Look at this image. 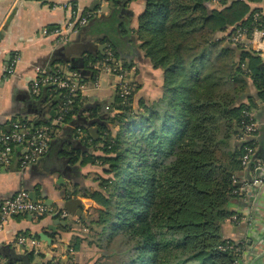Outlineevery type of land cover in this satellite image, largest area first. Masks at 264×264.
<instances>
[{
	"label": "trees",
	"instance_id": "trees-1",
	"mask_svg": "<svg viewBox=\"0 0 264 264\" xmlns=\"http://www.w3.org/2000/svg\"><path fill=\"white\" fill-rule=\"evenodd\" d=\"M107 1L112 7L115 0ZM205 1L144 0L135 27L119 23V36L102 40L119 58L120 42L132 40L135 53L161 69L163 95L154 105L140 101L136 110L134 93L126 101L115 93L105 106L85 103L77 92L66 103L67 90L52 84L36 95L46 92L54 116L60 107L67 110L54 127L73 126L83 145L99 150L83 160L101 165L105 175L93 178L99 189L89 195L100 208H92L97 217L86 235L96 233L95 245L109 258L101 264H244L249 240L236 243L223 229L233 215L228 204L248 194L233 192L241 175L260 172L241 166L245 147L255 146V157L264 163V131L260 142L241 130L244 112L256 107V99L264 103V62L259 66L260 56L250 46L226 36L238 26L247 36L254 27L264 29V5L232 1L217 8ZM47 74L61 72L49 66ZM95 77L91 70V80ZM89 125L97 127V139L89 135ZM74 239L76 248L83 238Z\"/></svg>",
	"mask_w": 264,
	"mask_h": 264
},
{
	"label": "crops",
	"instance_id": "crops-1",
	"mask_svg": "<svg viewBox=\"0 0 264 264\" xmlns=\"http://www.w3.org/2000/svg\"><path fill=\"white\" fill-rule=\"evenodd\" d=\"M261 1L264 5V0ZM64 2L91 12L92 17L86 25L72 31L66 42L56 44V36L42 30L50 32L65 23L69 7ZM143 8L144 0L125 3L115 0L112 7L110 1L100 0H0V129H7L13 118L34 124L54 122L53 109L44 98L46 92L36 97L28 88L39 68L47 71L53 66L65 76L75 74L73 77L80 82L78 92L85 98V103L111 105L115 78L108 73L96 72L95 79L91 80L92 69L88 63L84 66V61L103 53L107 44L102 41L105 36H119V23L135 27ZM126 42V39L120 42V57L125 62L132 61L135 66V80L139 84L137 93L146 99H160L163 95L161 69L149 66L146 57L135 53V49L138 51L136 42ZM11 65L12 72L7 73L6 69ZM249 92L250 95L255 93L252 84ZM255 101L256 107L252 111L258 136L264 131V103L260 99ZM72 128H57L47 151L36 163L19 168L21 150L17 149L10 165L0 169V205L17 190L31 188L37 200L50 199L54 214L58 213L56 217L54 214L45 215L41 219L28 214L11 217L0 230V258L5 263L25 264L24 258L33 264H47L49 261L91 264L94 261H88L91 259L88 257L79 263L78 259L85 244L84 237L90 232L87 226L94 218L92 208H100L89 195L90 191L99 189L97 180L91 177L93 173L105 175L101 165L83 160L89 153L98 154L99 150L83 145L79 140L80 130L77 133ZM240 140L234 138L233 142L239 144ZM246 175L248 173H243L241 178ZM228 208L239 218L226 220L225 234L236 242L249 240L243 254L245 264H264V255L259 256L264 252V180L250 189L243 199L230 202ZM62 209L67 211V216L60 215ZM38 232L47 234L51 240H42ZM18 235H30L38 245L18 246L14 242ZM75 236L83 239L73 248Z\"/></svg>",
	"mask_w": 264,
	"mask_h": 264
},
{
	"label": "built area",
	"instance_id": "built-area-1",
	"mask_svg": "<svg viewBox=\"0 0 264 264\" xmlns=\"http://www.w3.org/2000/svg\"><path fill=\"white\" fill-rule=\"evenodd\" d=\"M232 1H242L245 3L253 2L252 0H206L204 4L207 7H216L222 3H230ZM64 4L69 7V15L65 23L61 27H56L50 32L46 31V29L42 30L43 33H49L56 36V44L66 42L72 31L86 25L92 17V13L89 11H82L78 7L69 6L66 2H64ZM246 32L245 27L238 26L227 33L226 40L231 43H243V45L250 46V48L255 51L262 60H264V29L262 27H254L248 36ZM88 67L96 72L102 70L103 72L113 73L118 80V83L115 85V92L123 101H126L128 96L132 94L135 86V66L133 64L126 66L124 60L115 55L114 49L110 44L107 43L104 46L101 56L88 61ZM6 71L7 73L12 72V65L7 68ZM57 71H59V69ZM73 76H75V74L72 76H65L62 73L49 75L44 68H39L36 77L29 81L28 88L32 95H38L41 90L40 87L45 84H52L54 86L53 89L65 88L68 94L65 102L69 103L72 101L70 97L76 95L79 90L78 82ZM66 111L67 110L64 109V107H60L56 112L57 115L54 116V122L50 124L45 123L35 125L29 120L20 118L11 119L8 122L7 129H0V169L6 168L10 165L17 149L21 150L18 159L19 168H24L36 163L47 151L51 139L57 132V127H54V125L60 126L62 116ZM244 115L246 116V120L241 129L243 136H256V134H258V126L252 109L245 111ZM239 138L241 139L242 137L240 136ZM255 149V146L245 147L240 163L243 169L249 168L253 165V168L260 169V172L258 175L254 176L249 169L248 175L252 177L251 181L242 179L239 187L233 189L234 193L244 192L246 194L250 189L260 185L264 180V163L254 156ZM54 211L55 209L51 205H48L41 200H32L28 196V191L21 188L1 203L0 230L3 229L5 223L14 215L31 214L32 217H36ZM67 214L66 210H60V215L62 217L67 216ZM231 218L236 220V215H232ZM14 242L16 245L22 247L38 245V241L30 235H18ZM0 264L7 263L0 258Z\"/></svg>",
	"mask_w": 264,
	"mask_h": 264
},
{
	"label": "rangeland",
	"instance_id": "rangeland-1",
	"mask_svg": "<svg viewBox=\"0 0 264 264\" xmlns=\"http://www.w3.org/2000/svg\"><path fill=\"white\" fill-rule=\"evenodd\" d=\"M103 2H105V1H103ZM225 5V3H222L221 5H219V6H217V8H220V7H223ZM133 27V26H132ZM137 39V38H136ZM137 42L139 43V41H138V39H137ZM148 59V58H147ZM149 60V59H148ZM149 66H151V67H153V65L151 64V62L149 61ZM153 68H156V67H153ZM92 69V68H91ZM93 70V69H92ZM95 71V70H94ZM97 73H99V74H101V73H107V72H103L102 70H98V72ZM108 74L109 75H111L112 77H114L115 78V81H114V90H115V85H116V83H118V80L116 79V77H115V75L113 74V73H111V72H108ZM134 90L132 91V93H134V95H133V99H132V101H133V105H134V107H135V109L137 110V107H142V105L140 104V101H142V103L143 104H145V105H147V106H152V105H154L156 102H158L159 101V98L158 99H154L153 97H150V98H144V97H142L139 93H137V89L139 88V86H138V88H137V85H139L138 83H137V81L134 79ZM77 82H78V80H77ZM80 82H78V86L80 85L79 84ZM79 88H80V86H79ZM116 93V92H115ZM96 175L97 174H94L93 173V175H92V179L94 178V177H96ZM94 180V179H93ZM91 192V191H90ZM94 218H96L97 216H96V214H94L93 213V215H92ZM86 228V227H85ZM84 229V228H83ZM87 229V228H86ZM95 231H98L99 229L97 228V227H95ZM84 231V230H83ZM87 233H89V232H87ZM95 236H96V233H95V235H92V237L90 236V234L86 237V239H85V244H84V246H83V248H82V250H81V255L79 256V254H78V256H79V263H82V262H84V260L86 261V259L88 258V257H91V259L90 258H88V261H90L91 262V260L92 259H94L95 261H93V262H91V264H101V263H103L104 261L106 262V261H109L108 259L109 258H107V257H105V256H102V254H103V250L100 248V247H97L96 245H95V240H94V238H95ZM85 238V237H84Z\"/></svg>",
	"mask_w": 264,
	"mask_h": 264
},
{
	"label": "water",
	"instance_id": "water-1",
	"mask_svg": "<svg viewBox=\"0 0 264 264\" xmlns=\"http://www.w3.org/2000/svg\"><path fill=\"white\" fill-rule=\"evenodd\" d=\"M262 65V62L259 64V66ZM258 102H260L258 100ZM55 114H53V111H52V116H54ZM87 131L89 133V135L93 138V139H97V127L95 125H89L87 126ZM247 139H250V140H258L260 142H262L263 140V131L261 132L260 135L258 136H254V135H246L245 136ZM255 156V155H254ZM27 191H28V196L36 201L37 200V195L35 193V191H33L31 188H27ZM44 202L47 203L48 205L51 203V200L50 199H44ZM29 216H31V214H28ZM37 235L42 239V240H45L47 242H49L51 240V238L49 236H47V234L43 233V232H38ZM264 255V252L261 253L259 256H263ZM258 256V257H259ZM257 257V258H258ZM22 261L25 263V264H33L31 262H29L27 259H22ZM35 264H41L40 263H35Z\"/></svg>",
	"mask_w": 264,
	"mask_h": 264
}]
</instances>
